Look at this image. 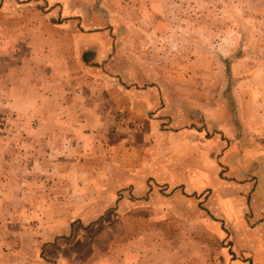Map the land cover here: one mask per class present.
Wrapping results in <instances>:
<instances>
[{"label":"rangeland","instance_id":"1","mask_svg":"<svg viewBox=\"0 0 264 264\" xmlns=\"http://www.w3.org/2000/svg\"><path fill=\"white\" fill-rule=\"evenodd\" d=\"M105 29L124 96L81 59ZM147 128L206 129L201 182L157 180ZM263 147L264 0H0V264H228L210 207L235 225L239 199L211 196Z\"/></svg>","mask_w":264,"mask_h":264},{"label":"crops","instance_id":"2","mask_svg":"<svg viewBox=\"0 0 264 264\" xmlns=\"http://www.w3.org/2000/svg\"><path fill=\"white\" fill-rule=\"evenodd\" d=\"M105 17L107 18V15ZM100 34L101 35L97 34L88 38L89 40L87 42V46L89 47L82 49L81 52L83 53H81V59H83L85 51L89 50V48H92L93 56L90 58V63H99L101 69L104 70L109 76L114 75L115 79L117 78L119 82L122 81L121 84H118L117 86L119 90L120 88L123 90L121 91V95L124 96L126 94L124 87L126 86L127 82L128 85L141 86L142 81H137L135 79L129 82L125 78L126 71H129V76L131 75L129 70L131 63L127 59L125 49L123 46H121L120 35L117 34V41L115 42L117 46L116 48H113L112 45L114 42L111 32L105 29V34ZM104 37L105 40L97 42L99 38ZM133 63L137 66L139 61L134 59ZM88 64L89 62H86L84 65ZM108 81H110V79H108ZM158 98L159 95L157 92L155 103L158 101ZM162 110L163 108L158 111V114H161ZM109 111L110 105L105 104V116L109 114ZM133 112L137 111L134 110ZM153 117L155 118V116ZM151 122V126L153 127L156 120H152ZM139 130L143 132L145 131L148 138L151 139V137H153L155 140L153 142L156 148L153 151L151 150V159L153 161L152 164L156 165L154 174L157 175V180L166 182L180 180L186 183L191 179V181L201 182L200 177L202 178L206 176V168L205 165L203 166V162L205 161L207 154L203 145L199 143L206 129L147 128ZM235 144L236 146L238 145V143ZM189 146L191 149H193V151L189 148ZM219 147H221V145H219ZM185 151H191V160L195 159L197 162L194 166V170L190 169L188 163H186L188 165L185 166V163L177 159L178 157L182 156ZM251 156L252 154L247 153L246 155H242L239 158L236 157L235 167L230 165V170H233L234 172L233 175L230 176L233 181L228 183V180L220 179L217 191H215L211 196L213 199L217 195V192H220L223 195H229L227 191L222 193L223 190H221V188L229 184L232 187L228 189H231L235 193L234 195L239 199L237 210L233 219V222L236 223L235 225L229 223L225 215L215 212L210 207L213 215L217 218L223 219L227 224L226 227L230 231L232 255L228 259V264H264V153L260 155L262 156V161L260 167H257L256 170H254V167L252 166ZM201 160L203 161L202 165L200 164ZM172 170L175 171L173 172ZM253 174L259 177V180L255 186H253V182L249 181L248 179ZM252 187H254L253 190L249 191ZM246 192H249L247 196ZM243 233L246 234V239ZM255 234H257L259 238L248 240L249 237L255 236Z\"/></svg>","mask_w":264,"mask_h":264}]
</instances>
